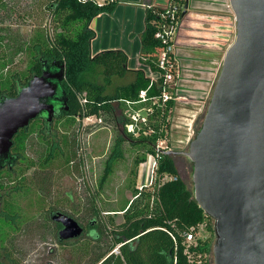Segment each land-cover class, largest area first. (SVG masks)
<instances>
[{
  "label": "rangeland",
  "instance_id": "374dc122",
  "mask_svg": "<svg viewBox=\"0 0 264 264\" xmlns=\"http://www.w3.org/2000/svg\"><path fill=\"white\" fill-rule=\"evenodd\" d=\"M48 2L49 0H0L1 53L8 57L4 59L5 65L0 66V85L8 83L12 74H22L29 69L33 57L31 42L37 34L53 37L56 23L51 13L46 10ZM202 56L205 64L209 63L208 59L215 58L211 54ZM133 63L135 62H127L125 67L128 72L122 78H109L107 94L114 96L123 86L132 84L135 72L139 70L151 81L160 77L159 73L149 70L141 55L138 63ZM174 69L177 73L176 67ZM184 75L186 74L183 73ZM174 79L169 81L168 86L171 92L173 90L175 106L167 119L169 127L166 139L159 141L156 147L161 151L173 150L179 145L186 151L188 142L194 135L193 127L190 134L187 133V124L192 119L194 126L198 119L201 120L199 117H203L208 103L205 100L206 104H201L198 99L185 97L180 90L177 91ZM96 82L105 84L104 76H100ZM186 85L190 86L191 83ZM110 105L112 113L103 115L101 119L97 118L100 123L75 119L69 125L65 117L53 121L52 134H56L55 141L61 150L54 154V159L45 164L53 141L48 137L44 139L40 133L43 126L40 120L36 123V120L30 122V129L34 123L36 125L31 130L28 128L29 134L20 151L21 161L16 163L9 176H2L6 178L3 179L5 182H13L0 190V264H70V245L75 244L82 236L73 241L58 243L57 229L49 219V212L66 214L85 229L93 219L101 225V232L104 229L106 231L107 226H112L109 224V216L115 224L122 223L121 211L126 209L127 203L137 193L134 185L139 165L152 156L157 167L161 153L159 150L150 153L146 146L124 140L125 129L137 139L143 124L147 123L145 113L149 105H140L137 108L127 104L120 106L116 100H111ZM135 113L140 117L137 123L131 120ZM141 118H144L145 123ZM125 122L126 125L136 123L137 128L126 127L123 124ZM201 123L197 125L198 129ZM64 135L68 141L66 145L61 141ZM119 138L124 142L117 143ZM178 141L183 143L178 144ZM66 156L70 159L69 163H65ZM137 157L143 158L138 166L135 165ZM174 161L180 177L192 191L191 163L183 156L176 157ZM31 163L33 165L29 166ZM159 179L162 182L165 176L159 178L154 173L153 182H158ZM13 187H18L19 190L15 191L16 196L8 198L6 192ZM11 203L17 211L16 217L6 221L4 215ZM105 231L101 241L103 250L110 246ZM200 236L211 239L206 229L201 230ZM210 242L211 252L213 237ZM208 256L212 262L211 253ZM72 261V264H81L77 256Z\"/></svg>",
  "mask_w": 264,
  "mask_h": 264
},
{
  "label": "water",
  "instance_id": "95a60500",
  "mask_svg": "<svg viewBox=\"0 0 264 264\" xmlns=\"http://www.w3.org/2000/svg\"><path fill=\"white\" fill-rule=\"evenodd\" d=\"M228 1L234 18L227 39L220 48H205L201 42L210 36L211 24H200L197 17L206 15L193 13L184 0L173 41L177 91L187 73L181 49L221 52L232 37L233 42L225 50L203 121L186 151L160 153L184 155L192 165L193 200L213 222L212 264H264V0ZM170 2L165 0L163 8L154 2L153 8L164 12ZM40 73L15 97H0V170L16 164L10 152L21 129L38 118L51 124L69 111L62 88L65 61H43ZM51 221L62 226L60 243L84 234L76 220L61 212L52 214Z\"/></svg>",
  "mask_w": 264,
  "mask_h": 264
},
{
  "label": "trees",
  "instance_id": "16d2710c",
  "mask_svg": "<svg viewBox=\"0 0 264 264\" xmlns=\"http://www.w3.org/2000/svg\"><path fill=\"white\" fill-rule=\"evenodd\" d=\"M99 1L101 2L98 0H49L46 10L51 13L56 23L53 37L48 38L42 34L35 36L31 42L33 51L31 66L25 73L12 74L8 83L0 85V97L3 95L15 97L20 87L34 76L41 74L43 61L51 63L53 60L62 59L65 61L66 72L62 88L66 92L69 111L55 117L53 121L65 117L68 119V124L72 125L75 119L83 121L90 116L101 119L103 115L112 113L111 100H116L120 106L125 105V102L134 103L135 108L140 105H149L145 113L147 123L143 124L137 139L125 129L124 140L136 145L142 144L150 153H154L158 142L166 139L169 127L167 119L175 106L172 100L163 102L164 72L160 71L157 65L158 57L156 56L160 54L162 46L154 34L158 26L159 13L162 11L156 8L146 10L145 29L140 35L142 60L153 73H160V77L155 82H151L144 72L139 70L135 72L132 84L123 86L114 96H110L106 93L109 78L111 76L122 78L128 72L125 67L128 56L123 51L91 54V43L95 39L91 29L93 19L103 13L112 14L119 2V0ZM1 48L0 43V66L5 65L4 59L8 58L1 53ZM172 61L177 69V73L174 71L176 83L179 79V69L174 56ZM20 75L24 79L21 80ZM100 76H104L105 84L96 82ZM141 91H146L145 102H140ZM150 99H156L157 102L153 103ZM38 120L43 124L40 133L44 139L48 137L53 141L44 161L45 164L54 159L55 153H60L61 147L55 141L56 134H52L53 121L51 124H46L43 119L38 118L34 122ZM29 129H21L12 140L13 146L10 153L16 157L17 162L21 161L20 151L31 130ZM124 140L119 138L117 143ZM61 141L67 144L65 135L62 136ZM160 155L154 172L159 178L168 176L175 180L160 182L159 179L158 182L152 183L151 188L142 189V191L137 190L135 184L134 190L137 193L127 203L126 209L121 211L122 223L117 225L111 216L108 217L109 224L112 226L106 225L107 229L103 232L105 231L110 246L106 250L101 248L103 239L101 225L92 219L87 229L83 227L84 234L81 239L70 245L71 248L68 250L70 264L76 256L81 264H212L208 255L211 253L213 222L204 215L199 205L193 200L192 191L186 187L180 177L174 160L168 155L162 153ZM142 159L137 157L135 165L138 166ZM69 162L70 159L66 156L65 163ZM32 165L31 163L29 166ZM14 166L12 169L6 167L0 170V190L13 182H5L3 179L6 178L2 176L3 174L9 176ZM18 190V187L10 188L6 192L8 198L16 196L15 191ZM6 211L7 214L4 215L6 221L16 217L17 211L14 210L12 203L7 206ZM203 224H205L204 230L210 233L211 239L204 236L198 237L196 245L186 250V239L181 236V232ZM55 227L58 232L59 227ZM115 249H117L116 252H114Z\"/></svg>",
  "mask_w": 264,
  "mask_h": 264
},
{
  "label": "crops",
  "instance_id": "0c3cea01",
  "mask_svg": "<svg viewBox=\"0 0 264 264\" xmlns=\"http://www.w3.org/2000/svg\"><path fill=\"white\" fill-rule=\"evenodd\" d=\"M189 9L193 13H200V15H210L209 13L215 14L216 17L225 16L227 20L226 26L230 28V21L234 18L229 7L228 0H188ZM155 5L163 6V0H155ZM153 0H119L117 6L115 7L112 14L103 13L93 19L91 24V29L95 34V39L91 43V54H98L104 51H123L128 56V62L138 63L140 59L141 51V34L145 29V12L148 6L153 7ZM221 29V28H220ZM233 42V37L228 41V43L223 47L221 52L209 51V50H188L181 49L180 53L183 54L184 61L182 63L185 65L182 68L187 70L186 72L191 77L198 81H192L193 84L199 86V81L208 80L209 83L204 84L203 100L208 99V95L211 92V86L214 81V77L217 75V69L220 67L225 50ZM209 47L208 45L205 46ZM218 48V47H209ZM220 48V47H219ZM208 56V54L213 55L216 58V63L205 64L202 55ZM212 59V58H211ZM214 59V58H213ZM210 61V59H208ZM217 64V65H216ZM207 69H211V73H207ZM217 70V71H216ZM207 73V74H206ZM195 82V83H194ZM191 83V84H192ZM184 85V82H183ZM194 86V85H192ZM195 88V87H194ZM193 96L195 95V93ZM200 97V96H197ZM194 99H199V98ZM201 99V97H200ZM203 104V103H201Z\"/></svg>",
  "mask_w": 264,
  "mask_h": 264
},
{
  "label": "built area",
  "instance_id": "2783aa9c",
  "mask_svg": "<svg viewBox=\"0 0 264 264\" xmlns=\"http://www.w3.org/2000/svg\"><path fill=\"white\" fill-rule=\"evenodd\" d=\"M173 1V0H172ZM183 3H178L177 1L171 2V4L168 6L167 10L159 13V21L157 30L155 31V38L160 41L162 49L160 50V54L157 60V65L160 71L164 72L163 74V102L167 100H172V92L167 90L168 83L170 80L174 79V71H175V63L172 61V57L174 56V45L173 41L175 38V33L177 31L179 22H180V12L183 10ZM153 8L151 6H148V9ZM160 74V73H159ZM155 82V81H151ZM173 82V81H172ZM146 91H141L139 99L140 102L146 101ZM153 103H156V99H150ZM82 103L84 101L82 100ZM125 104L129 106H134V103L125 102ZM139 115L135 113V115L131 117L132 122H138ZM144 118H141V120L145 123ZM85 121L89 122H98L100 123V120L96 117L90 116L89 118L84 119ZM193 121H191V124L187 128V133L190 134V131L192 130L191 127H193ZM136 123H130L129 125H125L126 127H134L137 128ZM189 136V135H188ZM187 138V137H186ZM190 141V140H189ZM158 151L159 149L156 148ZM160 151V150H159ZM154 169H156L155 159L150 156L147 162H142V164L139 165L137 170V178H136V189L139 191H142V189H148L151 188L153 183V177H154ZM175 180L172 177L165 176V179L162 182L166 181H172ZM205 228V224L191 227L188 231L181 232V236L184 237L186 240V250L189 249L192 246L196 245V241L198 237L200 236V232L202 229ZM117 251V249H116Z\"/></svg>",
  "mask_w": 264,
  "mask_h": 264
},
{
  "label": "flooded vegetation",
  "instance_id": "af4514ba",
  "mask_svg": "<svg viewBox=\"0 0 264 264\" xmlns=\"http://www.w3.org/2000/svg\"><path fill=\"white\" fill-rule=\"evenodd\" d=\"M163 1H164V4H163V6H159L160 8H163L165 6V0H163ZM173 1H177L180 4L184 2V0H173ZM173 1L171 0V2H173ZM171 2H170V4H171ZM188 5H189V3H188ZM209 14L210 15L209 16L208 15L205 16V18H199V17H197V21L200 24H204L205 22L211 24V31H210V33L208 32V34H210V36H206V39H204L203 42H201V45L202 46L208 45L209 47H222L224 41L227 39V35H228V32H229L228 31V28L226 26L227 20L224 19V18H222V20H220V19H218L216 17L215 14H212V13H209ZM209 63H212V64L213 63H216V58L210 59ZM184 68H186V67H184ZM220 69L221 68L218 67V69H217L218 71L216 70L217 71V75L219 74ZM210 70L211 69H207L206 70L207 73H211ZM185 71H187V70L185 69ZM185 74L186 75H184L183 78H182V81L184 82V85H182L178 90H180L183 94H185V97L188 96V97L196 98L197 96H200L201 99H200V97H197V98H199L198 100H200L199 102L204 103V100L202 98L203 93H204L203 88L205 87L204 84H207V80L205 81L203 79V80L199 81L200 82L199 83V86H197V85L193 84L192 81L197 82L198 80L195 79L194 77L189 76L188 75L189 73L188 74L185 73ZM214 81H215V79H214ZM190 83H192L190 86L186 85V84H190ZM176 85H177V82H176ZM192 85H194V86H192ZM213 86L214 85L211 86V92H212ZM192 93H195V95H197V96H193L194 94H192ZM208 100L209 99H207L206 101H208ZM204 104H206V102ZM207 106H208V103H207ZM207 106H206V108H207ZM199 118H202V117H199ZM201 120L198 119L197 123L193 126V133L194 134L198 130V127L199 126L197 127V125H199L201 123ZM181 143H183V142L182 141H178V144H181ZM180 146L181 145L175 146V148H173V151H175V150H181L182 151V149L180 148ZM176 147L179 148V149H176ZM182 156H183V158H186L184 155H178V154H176L175 156L174 155H171L170 157L173 160H175L176 157H182ZM49 219H50V221L52 220V213L49 214ZM53 224L55 226L59 227V229H58V232H59V230L62 228V226H60L59 224H55V223H53ZM58 232H57V239H58ZM57 242H58V240H57ZM58 243H60V242H58Z\"/></svg>",
  "mask_w": 264,
  "mask_h": 264
}]
</instances>
